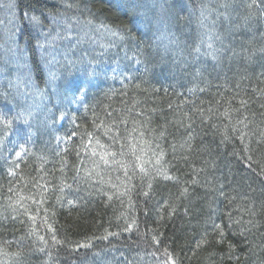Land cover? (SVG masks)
I'll return each mask as SVG.
<instances>
[{
	"label": "trees",
	"instance_id": "obj_1",
	"mask_svg": "<svg viewBox=\"0 0 264 264\" xmlns=\"http://www.w3.org/2000/svg\"><path fill=\"white\" fill-rule=\"evenodd\" d=\"M251 2L0 0V264H165V249L177 264H264V11ZM117 59L123 78L97 73ZM113 119L127 121L115 140L95 126Z\"/></svg>",
	"mask_w": 264,
	"mask_h": 264
},
{
	"label": "snow or ice",
	"instance_id": "obj_2",
	"mask_svg": "<svg viewBox=\"0 0 264 264\" xmlns=\"http://www.w3.org/2000/svg\"><path fill=\"white\" fill-rule=\"evenodd\" d=\"M247 7H248L249 9H259L260 11H264V0H252V2H251L250 4L247 5ZM29 19H30V22H34V23H38V22H39L38 18H37L35 15L31 16ZM18 31H19V28H18V27H15V26H14L12 29L9 30L10 35H11L13 38H15L16 33H17ZM262 51H264V50H262ZM82 90H83V89H82ZM261 91L264 92V89H261ZM246 103H247V101L241 100V105H242V106H243L244 104H246ZM262 106H264V105H262ZM169 108H171V105H169ZM109 115H111V114L109 113ZM17 119H19V117H17ZM126 122H127V121H125V120L117 121V120L113 119L111 125H103V122H101V124H98V125H95V126H96L97 128L103 126V129H104L103 134H104L105 136H108L109 139H111V140H115V139L119 136V132H120V129H119L118 127H116V126L118 125V123H126ZM242 122H243V121H238V123H242ZM94 123H95V122H94ZM134 130H135V129H133V131H134ZM113 131H115V133H116L115 136L110 135V133H112ZM125 131H127V129H125ZM76 135H77L76 132H73V133H72V136H76ZM87 135H88L89 137H92L93 134H92V133H87ZM261 136L264 137V132L261 133ZM69 139H71V137H69ZM241 139H243V134L241 135ZM2 142H3V139L0 138V143H2ZM91 142H92V141L89 140V144H90ZM96 144H97V145H100V140H99L98 138H96ZM100 146H101V147H105L104 145H100ZM23 147H24V145H20V148H21V149H23ZM95 154H96V153L93 152V155H95ZM133 154H135V153H133ZM20 155H21V152L17 151V152H16V156H20ZM112 155L114 156L115 153H112ZM101 158L103 159V156H102ZM139 159H140V158L137 157V160H139ZM249 159H251V157H249ZM104 162H105V163H108L107 160H104ZM10 171H11V170H10ZM141 171H144V168H143L142 166H141ZM261 175H264V171L261 172ZM166 178H169V177H166ZM10 190H11V189H10ZM184 191L186 192L187 189H185ZM68 203L71 204L72 201H69ZM252 215L255 216L256 213L253 212ZM31 219H32L33 221H35L36 218H35V217H31ZM45 223H46V221H45ZM232 223H233V221H232V219H231V215L229 214V227L231 226ZM236 223H239V221H236ZM247 223H248L249 225H251V227H249V228H241V230H240V235L245 236V243H246V244H252V242H250V241L247 240V237H246L245 234L251 232V231H252V228H257V229H258V228L261 226V224H260L259 221L253 223L252 220L247 221ZM47 227H48L49 229H51V225H47ZM130 228H131V225H129V228H126L125 230L127 231V230H129ZM52 231H53V234H52V236H51V240L53 241V243H56V244L61 243V241H59V240L57 239V236L55 235V231H54V230H52ZM213 231H214V232H215V231H219L220 238H221V239L224 238V230H223V228H222V226H221L220 224H215V223H214V224H213ZM261 236L264 237V233H262ZM38 239L41 240V241H43L44 244H47V243H48V241L45 239L44 236H38ZM153 239H155V237H154ZM201 243H204V241H203V240L200 241V242L197 244V247H200V244H201ZM252 247H255V245L252 244ZM234 248H235V245H232V244L230 243V244H229V249L232 250V249H234ZM260 248H261V250H264V244H261V245H260ZM41 250H43V249H41ZM250 251H251V247H250ZM19 254H20V253H17L16 255H19ZM165 254H166V261H165V264H169V262H171V264H177V262H176V260L173 258V256H171L170 254H167V249H165Z\"/></svg>",
	"mask_w": 264,
	"mask_h": 264
},
{
	"label": "rangeland",
	"instance_id": "obj_3",
	"mask_svg": "<svg viewBox=\"0 0 264 264\" xmlns=\"http://www.w3.org/2000/svg\"><path fill=\"white\" fill-rule=\"evenodd\" d=\"M47 46H43V49H46ZM100 59H102V57H99V64H101L102 62L104 63V61H100ZM101 62V63H100ZM99 71L97 72L102 73L100 75H108V76H114V77H119V78H123L124 77V68L123 65L119 62V59H117V61L114 62V64H109V65H99ZM86 79V78H85ZM86 81V80H85ZM83 81V83L85 82ZM78 94V92H77ZM74 96V95H73ZM72 96V97H73ZM78 95L75 96V98H77ZM74 102V100H73ZM73 102L71 104H73ZM15 133L16 135L10 137V155H12V157L14 158H18L19 156H16V152L19 151L21 152V154L25 151L26 147L24 146L23 149L20 148V145H24L25 142V138L22 136L23 134L21 133V130L16 128L15 129ZM113 262L110 264H119L118 261H123V259L121 257H117L116 260H112Z\"/></svg>",
	"mask_w": 264,
	"mask_h": 264
}]
</instances>
